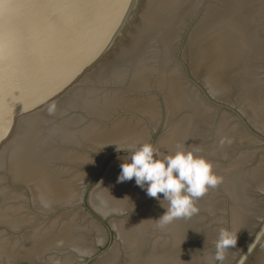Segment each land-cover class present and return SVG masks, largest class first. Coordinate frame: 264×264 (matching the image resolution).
Wrapping results in <instances>:
<instances>
[{
  "label": "water",
  "instance_id": "water-1",
  "mask_svg": "<svg viewBox=\"0 0 264 264\" xmlns=\"http://www.w3.org/2000/svg\"><path fill=\"white\" fill-rule=\"evenodd\" d=\"M145 143L212 163L197 214L117 183ZM221 229L264 264V0H0V264H220Z\"/></svg>",
  "mask_w": 264,
  "mask_h": 264
},
{
  "label": "clouds",
  "instance_id": "clouds-1",
  "mask_svg": "<svg viewBox=\"0 0 264 264\" xmlns=\"http://www.w3.org/2000/svg\"><path fill=\"white\" fill-rule=\"evenodd\" d=\"M120 169L117 183L134 180L136 186L146 190L147 196L167 201L166 212L159 218L165 224L197 214L196 200L222 182L214 173L212 163L195 151L178 150L161 155L150 143L132 151L128 162L121 163ZM236 243V234L221 229L213 259L222 264L226 251ZM246 259L243 257L241 264Z\"/></svg>",
  "mask_w": 264,
  "mask_h": 264
}]
</instances>
